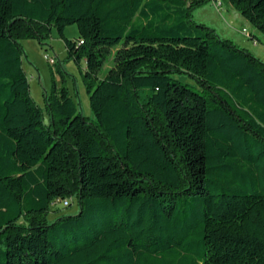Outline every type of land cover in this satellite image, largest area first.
<instances>
[{"label": "trees", "instance_id": "1", "mask_svg": "<svg viewBox=\"0 0 264 264\" xmlns=\"http://www.w3.org/2000/svg\"><path fill=\"white\" fill-rule=\"evenodd\" d=\"M209 1L0 0V264H264V62ZM225 1L264 37V0ZM53 30L91 118L30 96L21 41Z\"/></svg>", "mask_w": 264, "mask_h": 264}, {"label": "rangeland", "instance_id": "2", "mask_svg": "<svg viewBox=\"0 0 264 264\" xmlns=\"http://www.w3.org/2000/svg\"><path fill=\"white\" fill-rule=\"evenodd\" d=\"M223 3V7L215 8L212 7L211 2H207L203 7L198 9L194 13V20L197 23H203V21H209L212 17L209 15L210 11L218 18V23L221 27H225L226 30L238 38V40L245 42L243 45L248 49L255 57L261 59L264 62V37L258 33L245 19H243L234 9H232L233 14L237 16L238 19L230 17L226 12V5L228 4L225 0H220ZM209 7V8H208ZM204 8L210 9V11H203ZM220 26H216V32L225 39H230L231 36L222 34ZM211 27V26H208ZM242 29L246 30V35H256L258 41H251L247 36L241 33ZM64 36L67 39H76L78 37L77 27L69 26L64 31ZM22 46V67L29 83V92L34 103L39 107L43 113L44 122H48V114L45 109L44 97L45 93H48L52 80L55 81L56 85L60 87L65 85L74 101L77 103L80 112L84 117L91 118L92 114L89 107L88 95L85 91L81 72L78 66L73 61H68L66 59V50L64 41L59 37L58 33L53 30L48 41L40 46L35 40H23L21 41ZM48 59H52L56 64L60 65L61 71L64 73L63 78L56 70L57 66H52L49 64ZM81 69L85 67V63H81ZM106 67H110V61L106 63ZM59 208L57 211L54 210ZM57 207H52L48 215V221L52 222L56 218L64 216H72L78 212V206L75 200L72 204L63 208L61 204Z\"/></svg>", "mask_w": 264, "mask_h": 264}, {"label": "crops", "instance_id": "3", "mask_svg": "<svg viewBox=\"0 0 264 264\" xmlns=\"http://www.w3.org/2000/svg\"><path fill=\"white\" fill-rule=\"evenodd\" d=\"M216 4L218 5H221V7H223V3H218V2H215V1H211V5H212V7H214V6H216ZM209 8V7H208ZM208 8H204L203 9V11L205 12V11H210V9H208ZM216 8V7H215ZM226 12H227V14L230 16V17H234V19H238L237 18V16H235V14H233V12H232V7L229 5V4H227L226 5ZM211 17H212V19H209V21H203V24H205L206 26H211L210 28H212V29H214L215 31H216V26H220V24L218 23L219 21H218V18H217V16L214 14V12H212V11H210V14H209ZM220 28H221V32H222V34H225V35H229V36H231L230 38L232 39V41L235 43V44H237V45H239V46H241V47H243V48H246V47H244V43L245 42H242V41H240V40H238V38L237 37H235L234 38V36H233V38H232V34H230L227 30H226V28L225 27H221L220 26ZM243 30V29H242ZM252 41V40H251Z\"/></svg>", "mask_w": 264, "mask_h": 264}, {"label": "built area", "instance_id": "4", "mask_svg": "<svg viewBox=\"0 0 264 264\" xmlns=\"http://www.w3.org/2000/svg\"><path fill=\"white\" fill-rule=\"evenodd\" d=\"M215 7H216V8H217V7H220V5H219V4H218V5L216 4ZM241 33H242L243 35L247 36V38H249V39L251 40L250 36H249V35H246V30H245V29H243V30L241 31ZM47 60H48V62H49L50 64H53V62H54L52 59H48V58H47ZM64 206H67V203H66V202L64 203Z\"/></svg>", "mask_w": 264, "mask_h": 264}]
</instances>
